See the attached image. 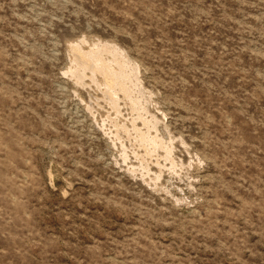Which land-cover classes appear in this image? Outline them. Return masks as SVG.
Wrapping results in <instances>:
<instances>
[{"label": "rangeland", "instance_id": "374dc122", "mask_svg": "<svg viewBox=\"0 0 264 264\" xmlns=\"http://www.w3.org/2000/svg\"><path fill=\"white\" fill-rule=\"evenodd\" d=\"M0 264H264V0H0Z\"/></svg>", "mask_w": 264, "mask_h": 264}]
</instances>
